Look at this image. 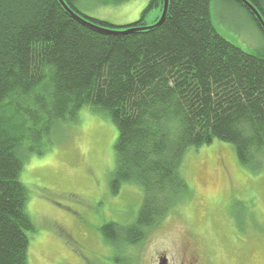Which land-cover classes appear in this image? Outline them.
<instances>
[{
	"label": "trees",
	"instance_id": "1",
	"mask_svg": "<svg viewBox=\"0 0 264 264\" xmlns=\"http://www.w3.org/2000/svg\"><path fill=\"white\" fill-rule=\"evenodd\" d=\"M217 1L242 11L264 41L244 2L264 20V0ZM210 2L169 0L162 23L146 28L144 15L164 0L122 27L77 14L81 21L58 0H0V264H27L34 226L20 181L25 160L44 154L83 108L118 132L111 194L128 184L143 192L131 225L100 228L118 252L140 244L189 197L180 171L188 149L228 144L239 164L264 169V55L223 38Z\"/></svg>",
	"mask_w": 264,
	"mask_h": 264
},
{
	"label": "rangeland",
	"instance_id": "2",
	"mask_svg": "<svg viewBox=\"0 0 264 264\" xmlns=\"http://www.w3.org/2000/svg\"><path fill=\"white\" fill-rule=\"evenodd\" d=\"M71 2L81 17L122 27L139 21L151 0ZM162 11L149 10L144 27L155 26ZM210 15L227 41L264 55V41L242 11L211 0ZM117 138L109 119L83 108L77 123L55 131L44 154L25 160L20 181L34 226L27 234V264H158L162 256L177 264L185 245L200 264H264V169L245 168L233 147L219 142L186 151L180 171L190 195L140 244L119 252L107 244L100 228L131 225L143 199L141 188L131 184L111 194Z\"/></svg>",
	"mask_w": 264,
	"mask_h": 264
},
{
	"label": "water",
	"instance_id": "3",
	"mask_svg": "<svg viewBox=\"0 0 264 264\" xmlns=\"http://www.w3.org/2000/svg\"><path fill=\"white\" fill-rule=\"evenodd\" d=\"M58 2L69 12L71 13L75 18L79 19V20H83L81 17H79L77 14H75L65 3L63 0H58ZM247 6L249 7V9L252 11V13L254 14L255 18L258 20L259 24L261 25L263 31H264V20L262 19L261 15L259 14V12L248 2L244 1ZM168 4H169V0H164V4H163V11H162V16L160 18V20L158 21V23L156 25H160L162 23V21L165 18L166 12H167V8H168ZM161 264H165L164 261L161 262Z\"/></svg>",
	"mask_w": 264,
	"mask_h": 264
},
{
	"label": "flooded vegetation",
	"instance_id": "4",
	"mask_svg": "<svg viewBox=\"0 0 264 264\" xmlns=\"http://www.w3.org/2000/svg\"><path fill=\"white\" fill-rule=\"evenodd\" d=\"M182 254L183 255L180 256L177 264H200L198 256L196 254H194L192 251L190 252L187 245H185L184 249L182 250ZM162 261H166V264H168L167 260H166V258H164V256H162L159 259L158 264H161Z\"/></svg>",
	"mask_w": 264,
	"mask_h": 264
}]
</instances>
